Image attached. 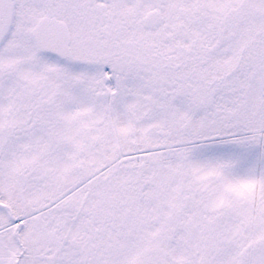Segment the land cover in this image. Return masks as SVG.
Here are the masks:
<instances>
[{
	"label": "snow or ice",
	"instance_id": "obj_1",
	"mask_svg": "<svg viewBox=\"0 0 264 264\" xmlns=\"http://www.w3.org/2000/svg\"><path fill=\"white\" fill-rule=\"evenodd\" d=\"M0 264H264V0H0Z\"/></svg>",
	"mask_w": 264,
	"mask_h": 264
}]
</instances>
